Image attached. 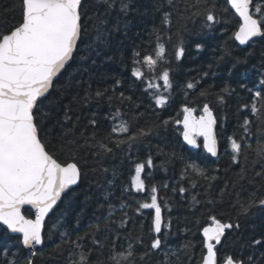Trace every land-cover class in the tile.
<instances>
[{
	"label": "snow or ice",
	"instance_id": "6c2138e0",
	"mask_svg": "<svg viewBox=\"0 0 264 264\" xmlns=\"http://www.w3.org/2000/svg\"><path fill=\"white\" fill-rule=\"evenodd\" d=\"M226 2L241 21L233 39L249 48L264 43V5L257 6L254 0ZM19 11L18 23L7 27L0 22V225L6 226L5 235L8 231L21 234L19 243L27 254L20 257L17 253L6 264H44L46 260L51 264L61 261L63 264H152L153 255L161 253L164 260L156 264H184V258L192 257L196 244L189 239L178 248L165 251L167 237L162 233H171L172 219L165 217V209L171 212V208L162 205L158 186L151 182L158 166L151 153L140 162L133 160L132 151L159 137L170 123H175L182 125V137L187 145L193 149L202 147L208 156L215 158L213 163H218L221 156L216 131L218 118L205 100L199 116L195 115V108L185 105L182 120L145 119L141 124L144 114L134 110L140 105L134 104L132 96L124 91H117L123 81L106 65L117 60L112 50L123 47V40L115 39L114 34L122 33L127 39L133 19L150 21L149 35L155 37L157 46L144 55L133 49L131 76L144 83L146 92L154 90L151 98L155 108L164 109L173 90L172 61L178 62L185 56L183 33L188 31L189 24L195 26L200 22L199 35L211 32L214 25L222 22L216 0H149V6L144 8L138 6V0H19ZM113 13L117 14V21L109 26ZM173 36L177 43L169 57L161 41L166 39L171 43ZM196 48L202 50L203 45L197 42ZM226 56L232 57L230 49L226 48L218 58L217 66ZM259 59L260 68L264 69V51ZM119 62L123 64L122 56ZM248 62V56L235 57L232 68ZM145 70L149 75L146 76ZM201 75L206 77L209 73ZM109 80L111 84L107 83ZM199 84V80L190 81L185 87L207 97L209 90L198 89ZM238 87L249 93L250 99L237 105V112L246 115L237 132L227 137L226 174L232 175L226 178L218 196L211 189L219 177L210 174L206 162L186 159L182 154L177 156L175 151L163 153L157 146L158 153L167 156L160 168L167 171L165 164L179 158L184 164L181 179L190 170L207 182L205 198L192 196L189 213H213L225 202L234 212L223 222L216 215L210 216L212 226L203 228L198 264H264V231L258 236L247 233L242 223V219L248 220L257 212L264 213V71L252 87L245 81ZM225 94L238 95L236 88L225 85L215 94L219 106H227ZM126 103L128 110H124ZM227 120L226 114L220 117L222 125ZM56 153L67 158L60 160ZM118 153L134 166L129 187L121 188L119 207L110 197L119 185L121 172L117 166L109 167L105 163ZM219 171V167L211 169V172ZM89 172L97 177L90 183L97 188L107 185L103 191L107 203L97 208L99 213L106 206L107 215L94 213L93 220L80 234L84 215L81 209L73 230H61V219L46 234L45 221L49 214L55 215L59 204L69 208L75 202ZM159 187L167 189L168 183L163 182ZM191 187L195 188L196 183ZM133 191L148 193L146 199L133 198L134 209L125 199ZM172 191L183 197L188 189L180 186ZM245 191L247 196L242 197ZM91 199V195H86L84 204ZM26 205L34 209V218L24 214ZM126 209L137 215H143V210H154L150 226L153 235L147 243L142 233L120 231L132 219ZM183 231L187 234L189 229L185 227ZM57 233L58 243L53 240ZM122 235L126 245L117 244ZM87 238L91 247L85 243ZM224 246L233 250L222 253ZM105 249L107 256L100 259ZM4 254L7 256L6 250Z\"/></svg>",
	"mask_w": 264,
	"mask_h": 264
},
{
	"label": "trees",
	"instance_id": "16d2710c",
	"mask_svg": "<svg viewBox=\"0 0 264 264\" xmlns=\"http://www.w3.org/2000/svg\"><path fill=\"white\" fill-rule=\"evenodd\" d=\"M257 6L264 5V0H254ZM217 11L219 13L218 18L222 21L214 25L211 32L204 31L202 34L197 35L200 32V22H197L195 26L192 24L188 25V31L183 33L184 36V47L185 56L180 61H172V71L171 78L173 81V90L171 98L169 99L168 105L164 109L155 108L154 100L151 98V92L154 90H144L145 85L142 81L136 80L135 77L131 76L133 64H132V51L136 48L144 55L151 52L156 46L155 37L150 36L149 33L152 28V23L146 19L136 17L132 20V23L128 29L129 37L124 39L122 33H117L115 39L123 40V47L120 49H113L112 51L116 54L117 60L114 64L106 65L110 72H115L123 81L122 88L117 89V91H124L125 95L132 96L133 103L139 104L138 109H134L136 112L143 113L144 116L140 120L142 124L145 119L150 120H182L183 112L182 109L185 105L195 108L196 113L200 114L205 100L209 103L215 111L218 118L217 124V137L219 140L220 147V159L218 163H213L215 158L208 156V154L203 150V148L192 149L189 148L183 141L182 138V126L176 125L175 123H170L167 131L161 132L159 137H154L149 140L147 144L140 145L139 147H134L132 151L133 160H138L140 162L144 161L149 153H151L154 163L158 166L153 171L152 183L158 186V197L160 198L162 205L166 204L171 208V212L165 209L164 215L167 218L171 216L172 219V230L171 233L166 231L162 235L167 237V247L165 251L170 249H176L181 244L191 239L195 242L196 247L193 249V255L191 258H184V264H198L201 256V247L203 241L202 231L203 228L212 225L210 216L216 215L218 219L222 222L228 220L229 217L234 215L233 210L227 202L223 204L222 207H217L216 211L213 213L197 212L195 215L189 213L188 209L191 205L192 196H196L197 199L205 198V188L204 185L207 183L199 176L192 174L189 170V174L181 179V172L183 171V161L179 158L173 159L171 163L165 164L167 171L164 168H160L159 165L167 160V156L158 153L159 149L163 150V153H168L175 151L177 156L182 154L186 159L195 160L197 162H206L210 170L211 175H216L219 177L217 181L214 182V186L211 189V193L218 196L219 189L224 185L226 178H230L232 173L227 172L229 168V157L225 154L226 148L228 147L227 137L237 132L238 124L242 122V118L246 115L245 112H237V105L244 102L246 99H250V94L246 91H242L238 84L241 81H245L249 84V87L255 85L258 81L259 74L264 69L260 68V53L264 51V43H257L252 48L242 47L237 41L233 39L234 34L238 31L240 26V19L235 14V12L230 8L229 2L226 0H216ZM138 6L141 8L149 6V0H138ZM13 8L15 10H13ZM227 9V11H224ZM160 14H157L156 23L159 25ZM20 21V11H19V0H0V22H3L7 27L18 23ZM117 14L113 13L109 18V26L116 23ZM173 31H175V20ZM139 33V35H137ZM165 44L166 54L171 57L173 46L177 43L175 36L171 43L167 40L161 41ZM199 42L203 45L202 50L196 48V43ZM230 49L232 52V57H225L223 61L217 66L218 58L224 54L225 49ZM253 51L255 54H253ZM123 58V64H121L120 57ZM249 57V62L245 64L238 65L235 69L232 68L235 57ZM213 67L209 68V65ZM231 75H229V70ZM208 72L209 75L202 77V73ZM214 73V75H213ZM146 76L149 75L145 70ZM246 74V75H245ZM200 81L198 85L199 88H204L209 90V95L207 97H200L197 91L186 89L185 85L192 81ZM111 80L107 81L111 84ZM161 85L162 81H159ZM225 85H231V87L236 88L238 95L234 94L228 97L225 94L228 101L227 106H219L216 102L215 94L220 93L221 89ZM168 95L167 92L164 93ZM127 103L124 105V110H128ZM153 109L154 112H153ZM107 111V108L104 109ZM227 115V123L222 125L220 123V117L222 115ZM130 118V117H129ZM105 128L108 127L107 122L104 125ZM239 133H237V138ZM202 144V140L199 141ZM56 156L60 160H64L67 157L56 153ZM106 166L115 165L119 168L121 172V177L119 185L114 190V196L110 197L112 202L119 207L120 198L122 196L121 188L129 187L132 176L134 175V166L131 161L127 158L122 157L121 154L113 160L106 161ZM219 167V172H211V169ZM97 177L93 173H88V181L85 182L80 187V193L75 197V202L66 208L64 205L60 204L58 206L59 211H54L55 215L51 214L46 222L45 233L47 234L53 223H57L61 219L63 223L59 224V228L63 230L64 228L70 231L74 229L76 216L80 213L81 209L84 210L83 218L81 219L80 234L86 230L87 224L93 220V214L97 213V208L99 204H105L106 201L103 200L104 188H97L94 183H90ZM163 182L168 183V188L164 189L159 187ZM192 183H196V187L192 188ZM180 186L188 189L180 196L178 192L174 193L173 188H178ZM249 186L245 185V188ZM86 195H91L92 199L87 205L84 204V197ZM242 197L247 196V191L241 193ZM148 193L143 194L135 193L134 191L129 193L125 199L128 203L132 204V208L136 207L133 198L146 199ZM67 211V215H63ZM128 215L132 217L128 222L127 228L121 229L122 233H127L131 231L133 235L137 233H142L144 235L145 243H147L153 234L150 233V226L152 218L154 216V210H143V215H137L133 210L126 209ZM103 215H107V208L100 209ZM24 214L29 218H34V210L31 208H25ZM120 213H116V218H119ZM133 221L135 223H133ZM245 231L247 233H255L257 236L264 231V213L257 212L256 215L250 217L248 220H243ZM116 226L113 225V228ZM187 227L189 231L187 234L183 231ZM5 230L3 226L0 225V264H6V260L13 258L15 254H19L23 257L27 254V250L19 243L21 239L20 236H14L7 232L5 235ZM73 238H75V232H73ZM53 240L58 243L59 235L53 237ZM85 243L90 247V238L85 240ZM124 236L122 235L120 240L117 241L119 245H126ZM52 245H49L51 247ZM5 250L7 251V256H5ZM142 251V249H138ZM233 249L228 246H224L221 252H231ZM107 256V249L104 250V255L100 256V259H105ZM93 261L97 259V253L94 252L92 256ZM163 261V253L159 255H153L152 264H156L157 261ZM44 264H51V261H45ZM63 264V261H61Z\"/></svg>",
	"mask_w": 264,
	"mask_h": 264
},
{
	"label": "water",
	"instance_id": "95a60500",
	"mask_svg": "<svg viewBox=\"0 0 264 264\" xmlns=\"http://www.w3.org/2000/svg\"><path fill=\"white\" fill-rule=\"evenodd\" d=\"M229 5H230V3H229ZM230 8H231V6H230ZM234 12H235V10L234 9H232ZM237 43L239 44V42L237 41ZM240 46H242V47H247L246 45H240ZM201 114H202V112H201ZM195 115H197V113L195 112ZM197 116H199V115H197ZM182 126V125H181ZM183 138V137H182ZM202 139V138H201ZM185 143V142H184ZM186 144V143H185ZM187 145V144H186ZM189 148H192L190 145H187ZM193 149V148H192ZM60 205V204H59ZM58 205V206H59ZM57 206V207H58ZM25 208H30V206H25L24 207V209ZM24 209H23V211H24ZM32 210H34V209H32ZM55 211V210H54ZM51 215V213L49 214V216ZM47 220L48 219H46V221H45V227H46V222H47ZM2 226V225H1ZM209 226H212V225H209ZM209 226H207V227H209ZM4 228H6V226H3ZM203 232V231H202ZM9 233L11 234V235H14V236H20L21 237V234H18V233H11L10 231H9ZM22 238V237H21Z\"/></svg>",
	"mask_w": 264,
	"mask_h": 264
}]
</instances>
